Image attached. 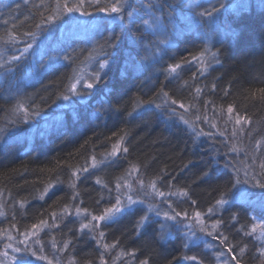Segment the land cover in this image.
<instances>
[{
	"label": "trees",
	"instance_id": "trees-1",
	"mask_svg": "<svg viewBox=\"0 0 264 264\" xmlns=\"http://www.w3.org/2000/svg\"><path fill=\"white\" fill-rule=\"evenodd\" d=\"M13 1L0 0V9ZM207 1L136 3L133 21L99 37L109 48L114 74L98 83L89 80L88 62L98 65L103 58L95 47L68 66L53 64L42 84L30 80L22 60L43 64L33 60L29 34L49 13H88L102 24L108 18L98 9L117 0H83L82 10L71 13L63 5L81 0H15L7 19L0 14V57L12 50L6 64L0 58V235L11 232L24 247L22 237L34 232L33 248L57 264H204L207 257L210 264H264V189L255 183H264V6L258 0ZM144 4L159 20L149 22ZM214 7L220 11L209 24L202 14ZM19 12L24 24L17 21ZM145 54L168 62L159 70L163 77L152 73L145 85L131 82ZM177 63L181 68L168 72ZM124 69L126 77L120 75ZM14 82L31 91L13 94ZM88 82L93 89L84 87ZM168 99L184 103L182 121L172 115ZM50 122L59 127L44 131L42 139L21 132ZM130 163L137 174L123 183L120 173ZM237 179L250 197L216 206L221 194L232 199ZM126 192L143 203L115 223L81 229L117 196L124 202ZM209 208L221 222L215 229ZM196 212L205 220L201 231L213 232L207 238L217 258L193 243L182 224L197 219ZM165 213L181 215L172 221ZM145 216L149 222L141 226Z\"/></svg>",
	"mask_w": 264,
	"mask_h": 264
},
{
	"label": "bare ground",
	"instance_id": "bare-ground-1",
	"mask_svg": "<svg viewBox=\"0 0 264 264\" xmlns=\"http://www.w3.org/2000/svg\"><path fill=\"white\" fill-rule=\"evenodd\" d=\"M228 1L232 2L233 0H228ZM258 1L260 4L264 2V0H262V2L261 0H258ZM18 2L19 0H16V3ZM136 3H142V0H138L136 2L135 1L133 2V0L132 2L127 0V3L123 4L122 11H121V15L123 16L122 20L113 21L110 17L114 16L115 15L114 13L102 12L103 19L108 18L107 21L102 24H100L99 22H96L93 16H87L83 14V12L77 13V17H74V18H64L62 16L60 17L59 14H57V16L55 17L52 13H49V15H51V18H49L48 20L41 21V22L37 21L35 25H33L34 27L33 30L30 31L31 32L30 39L33 42L32 49L34 48L36 50L35 55L32 52V55L34 56L33 60L36 61L37 59L40 58L39 61L42 60L43 64H40L39 66H32L28 61L22 60V63H23L22 69L26 70V75L28 74L31 77L30 78L31 81L37 84H42L44 83L48 72L53 69V66H54L53 64L61 63L64 66L66 65L68 66L73 61L72 59L74 58V56L84 55L87 50L92 49L93 47H95L103 56L105 53L109 54L110 52L109 48L106 45H104V43L101 42L102 37L101 38L99 37L103 36L106 31L111 32L114 27L116 28L120 24L125 26L126 23H130L131 21H133L132 12L136 6ZM207 4L208 5L210 4V0L207 1ZM246 8L247 7H245V9ZM144 9H145V13H147V19H149V22L159 20L160 15L158 12L151 11L149 8H147L145 4H144ZM0 14L3 15V18H6V19L8 18V14L5 11V9L1 8ZM18 14L19 15H18L17 21H20L22 22L21 24H24L23 20H21L22 13L19 12ZM143 19H145V17ZM28 22H30V20H28ZM94 27H96L97 29L94 31L95 33L93 35L92 30L94 29ZM157 48L159 51L158 56L160 54L162 55L163 53L162 47L161 49L160 47H157ZM146 49L150 50L149 47H147ZM11 51H12L11 49L8 50L7 52L4 50L3 53L1 54L0 58L2 61H4L5 64L9 61L8 55L11 53ZM111 52L115 53L116 51L112 50ZM143 57H144L143 60H141L142 61L141 66L137 68L136 71L134 70V72L132 73L131 78L133 77L134 79H132L131 82H134V83L139 82L145 85L144 78H147L149 74H152V73H155L157 77L158 76L163 77V74L159 70L161 69L164 70L168 66V62H165L164 60H160L155 55L145 54ZM109 58L111 59V56H109ZM133 58L135 59V57ZM48 60H50V64H45L49 62ZM96 64L97 63L95 62H90V61L88 62V66L90 65L89 70H92V74L98 70V65ZM127 64L128 62L121 63V65H126L129 67V64L128 65ZM92 74H90L89 76L90 81H93ZM113 74H114L113 67H112V64H110V68L107 72V75L105 76L103 75V73L101 74V80L105 79V81H108L112 78ZM126 74L127 73L125 69L123 71H120L121 76L126 77ZM29 88L30 87L25 83L16 84L14 82V85L12 86V91H13V94L15 95L23 94V93H26V91H31V89ZM168 100H171V99H168ZM181 104L184 105V103H180L175 100L173 101L171 100L169 102V109L172 111V115H174L176 121L178 122L182 121L183 119V116L180 114ZM103 114L104 113L101 111V113H97L96 116L98 115L99 117H102ZM96 119H100V118H95V120ZM165 122L168 124L173 123L172 121H167V120H165ZM26 126H25L26 129H22L21 132L23 133V136H28V138H31L32 140L42 139V137H46V135L44 134V131L46 130L49 131V130L56 129L57 127H59V125H57L54 122L45 124L39 127L37 130H32L28 126L27 127ZM47 138L50 139L52 137L51 135H48ZM118 155H114V157H118ZM136 174H137L136 165L134 163H130L128 164V166H126L125 170L121 171L120 176L123 177L122 182L125 183V182H129L132 176H135ZM100 177L101 175L99 176V178ZM153 187H154V184H153ZM132 197L134 198V194H132ZM209 221L210 222L212 221L213 224H216L217 219L213 213L211 214V218ZM203 227H205V220H203ZM205 234L206 236L212 237L213 232L209 231V232H205ZM0 236L2 237V239L0 240V260H1V254L2 256H4L3 253L6 250H9L8 249L9 247H7L8 245H12L13 243H17L19 247H21V245L16 241L14 237L15 235L11 232H7L5 234L2 233ZM95 236L100 241L99 233H95ZM210 243L211 241H207V243H205L204 241H201L195 244H198L200 247L202 246L205 252H208L210 254L212 253L215 256L216 253L214 252V249L207 246V244H210ZM210 261H211V258L207 257L205 259V263L204 262L203 263L210 264ZM217 264H219V262H217Z\"/></svg>",
	"mask_w": 264,
	"mask_h": 264
},
{
	"label": "snow or ice",
	"instance_id": "snow-or-ice-1",
	"mask_svg": "<svg viewBox=\"0 0 264 264\" xmlns=\"http://www.w3.org/2000/svg\"><path fill=\"white\" fill-rule=\"evenodd\" d=\"M97 3H99V0H97ZM125 3H127V0H117V2L112 4L111 6L105 7V8H100L98 10L102 11V12H105V13H114L115 15L110 17L113 21L122 20L123 16L121 15V11H122L123 4H125ZM262 6H264V2H262ZM149 7H151V5H149ZM224 7L225 6L223 4H221V8H224ZM82 8H83V0H81V2L79 4H74L72 7H69L67 3H65L63 5L64 11L69 12V13L74 12V11H81ZM219 11H220V9H217V8L214 7V8L211 9V11L206 10L202 15L205 16V17H208V23L211 24V23H215L214 14L218 13ZM83 14L87 15L88 13H83ZM29 35H31V34H29ZM234 35H236V33H234ZM109 46L110 47H115L114 44L113 45H109ZM28 47H31V45H29ZM13 59H19V58L18 57H13ZM193 60H197L198 61V58L197 57H193ZM184 63L188 64V63H190V61L185 60ZM109 65H110L109 54L105 53L103 58H102V60L100 62H98V70L92 74V78H93V80L95 82L98 83L101 80V74L102 73L105 76L107 75V72L105 71V69H107L109 67ZM179 68H181V64L177 63L174 66H170V68L168 69V72L175 73L176 70L179 69ZM78 83H80L79 80H77L76 83H73L70 86L69 90L71 92H73V93H76V88H77V84ZM84 87L86 89H93L94 88V84L91 83V82H88V83H85ZM197 91H199V89ZM65 99H67V97H65ZM173 103H175V102H173ZM180 107L183 108L184 105L181 104ZM25 111H27V110L25 109ZM228 112L229 113L232 112V108L231 107L228 108ZM236 123L239 124L240 123V119H237ZM118 150H119L118 148L114 149L112 154L115 155ZM124 151L126 152L127 149H124ZM93 167H96L95 162L93 163ZM262 167H264V165H262ZM85 171H87V169H85ZM239 183H240V181L237 179L236 182L233 184V188L235 189V191L232 193V199L231 200L225 199L224 194H221V198L216 201V206L229 205L230 203H233V202H235L238 199H246L251 194L250 190L242 189V188L237 187V185ZM255 183L261 189H264V183H260V181H255ZM51 187H52V185L50 184L48 186V188L50 189ZM117 189H119V185H117ZM46 191H47V189H46ZM159 195L160 196H164L165 194L163 192H160ZM124 196H125L124 202H122L120 197L117 196L116 197V202H115V204L112 207L105 208L103 210V214L102 215H99V216L92 215L89 223L81 225V229H89V230H91L93 227L98 226L99 222H104L105 224L115 223V222H117L120 219V217L122 215H124L127 212L134 211L136 205H139V204L143 203L142 201L134 200L132 195L128 194L127 192L124 194ZM77 213H79V209L77 210ZM208 213L212 214L213 213V209L209 208L208 209ZM180 215H181L180 213H176L175 215L169 217L168 214L165 213L166 219H170L172 221H176L177 218ZM183 215L185 217H187L188 213L185 212ZM195 216L197 218H199L201 216V213L196 212ZM93 221L97 222V224L93 225V223H92ZM148 222H149L148 221V217L147 216L143 217L142 218V222H141V226H143L144 223H148ZM40 223L44 224L45 222L41 221ZM220 223H221L220 221H217L216 224H213V226H212L213 229H215L217 227V225H219ZM32 227L33 228H38L39 226L38 225H33ZM255 228H256V225H253V230H255ZM202 231L206 232V229H202ZM193 235H194V233H193ZM99 236L102 238L104 236V233L100 232ZM164 238H165L164 236H161V239H164ZM217 238H219V237H217ZM26 239H27V237H26ZM193 243H196V241H193ZM7 247L10 248L11 245H8ZM104 247L107 248L109 246L108 245H104ZM185 247H187V244H185ZM241 251H243V249ZM228 252L229 253L232 252V248L231 247L228 248ZM14 253L19 254V255H15L14 254V255H12L10 257L11 264H32V261L30 259V255L31 256H35L36 255L35 251H31L30 252V250L27 247L24 248L23 253H21V249L20 248H15L14 249ZM3 255L4 256H8L9 254H8L7 251H5L3 253ZM39 258L40 259H47V257H44V256H41ZM231 258L233 260L236 259L235 256H233ZM189 259L196 260V257L193 256V257H190ZM0 264H3V261H0ZM50 264H51V262H50ZM142 264H146V262H142ZM237 264H239V261H237Z\"/></svg>",
	"mask_w": 264,
	"mask_h": 264
},
{
	"label": "rangeland",
	"instance_id": "rangeland-1",
	"mask_svg": "<svg viewBox=\"0 0 264 264\" xmlns=\"http://www.w3.org/2000/svg\"><path fill=\"white\" fill-rule=\"evenodd\" d=\"M15 1V0H14ZM14 1L11 3V4H7L6 5V7H5V11L7 12L12 6H13V4H14ZM97 28L96 27H94V29H93V31H95ZM134 200H138V199H136V198H133ZM139 201H141V200H139ZM149 208V207H148ZM197 218V217H196ZM202 218V217H201ZM200 217L199 218H197V219H195V220H192V221H187V222H183L182 224L183 225H185V227L187 228V230H188V232H189V234L191 235V237L194 239V240H192V241H196V243H198V242H201V241H205L206 243H207V241H208V238H207V236H205L204 235V233L201 231V227L203 228V220L201 219ZM83 221H85L86 219L85 218H83L82 219ZM101 223V222H100ZM193 233H194V235H193ZM25 235L26 234H24V237H22V242H23V244H24V247H19L18 245H17V243H13L12 245H11V247L10 248H8L9 250H6L7 252H8V256H5L4 258H2V260H0V261H3V264H11V260H10V257L12 256V255H19V254H16V253H14V249L15 248H20L21 249V253H23V250H24V248L25 247H27L29 250H30V252L31 251H35V253H36V255L35 256H31L30 255V259H31V261H32V264H50V262H51V264H57L58 263V261H56V262H54L53 260H51V258L49 257V256H47V255H44V254H40L39 255V253H37L36 252V250L33 248V247H35L36 246V244H35V246L33 245V244H31V240L34 238V236H35V233L34 232H31V234L27 237V239H26V237H25ZM16 241L18 242V240L16 239ZM214 244H212V243H210V244H207V246L208 247H210V248H212V246H213ZM44 252V251H43ZM41 256H44V257H47V259H40L39 257H41ZM219 262V264H222V262H221V260H219L218 261Z\"/></svg>",
	"mask_w": 264,
	"mask_h": 264
}]
</instances>
